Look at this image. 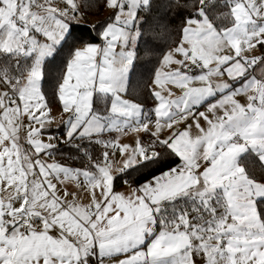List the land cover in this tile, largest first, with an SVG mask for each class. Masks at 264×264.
Wrapping results in <instances>:
<instances>
[{"label": "snow or ice", "instance_id": "1", "mask_svg": "<svg viewBox=\"0 0 264 264\" xmlns=\"http://www.w3.org/2000/svg\"><path fill=\"white\" fill-rule=\"evenodd\" d=\"M0 264H264V0H0Z\"/></svg>", "mask_w": 264, "mask_h": 264}, {"label": "trees", "instance_id": "2", "mask_svg": "<svg viewBox=\"0 0 264 264\" xmlns=\"http://www.w3.org/2000/svg\"><path fill=\"white\" fill-rule=\"evenodd\" d=\"M104 10L105 9L101 10L98 13L89 14V17H88L89 21L91 23H95V22H92L90 20V18L102 16L104 13ZM104 19H105V17L98 20V21H103ZM91 23H89L87 26H85L83 24L78 26V28L75 32V35L78 37H84L85 39H87L89 37V32L91 29ZM91 36H95V32H91ZM173 38L175 39V37H173ZM64 55H66V53H61V55L56 58L55 63L59 64ZM142 61H143V58H142ZM153 63H155V61H153ZM152 66H153L152 64H147V67H143V66L138 67L136 69V75L133 77V87H137V84H136L137 81L141 82V86L137 87V92H136L137 97L140 99H144V97L147 94L146 88H144L142 86V82L147 81L149 79V77L151 75L150 69L152 68ZM141 74H144V75L142 76ZM49 80L51 81L52 84L55 83V81L51 75L49 76ZM150 103L151 102L149 101V104ZM57 105L58 104H55V105H53V107H55ZM59 134L62 135L63 133L61 132ZM172 163H174V162L164 164L160 167L153 165V166L148 167V168H143V169H140V170L132 173L131 177L125 176L124 179H132L133 183L138 185V184L143 183L145 180L151 178L152 176L156 175L159 171L163 170L164 168L172 166ZM123 185H124V183L121 180H118L116 182V188H120Z\"/></svg>", "mask_w": 264, "mask_h": 264}, {"label": "rangeland", "instance_id": "3", "mask_svg": "<svg viewBox=\"0 0 264 264\" xmlns=\"http://www.w3.org/2000/svg\"><path fill=\"white\" fill-rule=\"evenodd\" d=\"M107 15H108V10L105 9V10H104V13H103L102 16H99V17H93V18H90V20H91L92 22H97L98 20H100V19L106 17ZM59 108H60L59 105L55 106V107L53 108V109H54V112H56L57 114H59ZM200 110H203V108H201ZM53 126H55V125H53ZM124 139H125V142H130L131 139H132V137H131V135H129L128 137H126V138H124Z\"/></svg>", "mask_w": 264, "mask_h": 264}, {"label": "crops", "instance_id": "4", "mask_svg": "<svg viewBox=\"0 0 264 264\" xmlns=\"http://www.w3.org/2000/svg\"><path fill=\"white\" fill-rule=\"evenodd\" d=\"M54 108V107H53ZM55 126H53V128H54ZM171 167V166H170ZM150 179V178H149ZM126 185L124 184L122 187H120V188H116V190H118V191H124V190H126Z\"/></svg>", "mask_w": 264, "mask_h": 264}]
</instances>
